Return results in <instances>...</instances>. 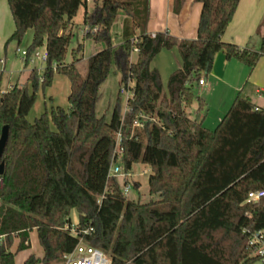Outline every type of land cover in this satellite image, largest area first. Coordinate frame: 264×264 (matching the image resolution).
<instances>
[{
    "label": "trees",
    "instance_id": "trees-1",
    "mask_svg": "<svg viewBox=\"0 0 264 264\" xmlns=\"http://www.w3.org/2000/svg\"><path fill=\"white\" fill-rule=\"evenodd\" d=\"M15 31L5 43L20 45L33 31L27 55L44 47L42 70L32 69L25 84L3 91L0 83V137L9 138L0 176V264H15L19 252L30 248L37 232L43 256L30 255L23 264H64L80 240L101 251L111 264H254L259 258L248 248L252 235L264 230V198L251 202V192L264 191V108L238 95L213 130L189 117L195 87L211 71L215 56L223 53L252 71L264 56V20L258 50L222 40L240 0H196L202 5L197 38L181 40L168 32H147L149 0H7ZM186 0H175L179 14ZM84 9L86 37L104 48L88 59L87 75L77 68L83 44L66 64L74 20ZM124 12L122 42L113 44L112 28ZM177 48L182 66L173 71L164 88L151 63L163 50ZM138 59L131 62L133 51ZM27 66L29 62L23 60ZM115 65L121 84L132 97L122 118L118 103L111 120L96 115L100 86ZM70 82L68 109L52 107L34 122L28 120L39 90L50 88L54 75ZM201 101V100H200ZM202 102V101H201ZM148 143L128 141L138 117ZM141 120V118H138ZM124 141L123 169L135 163L151 168L152 200H128L115 176L97 170L100 141H108L112 162L116 134ZM154 136L172 141V148ZM102 179L105 189L90 184ZM90 181V182H89ZM139 188V185H135ZM79 222L71 233V211ZM90 229L88 234L83 230ZM3 238L1 239V237ZM19 242L14 252V240Z\"/></svg>",
    "mask_w": 264,
    "mask_h": 264
},
{
    "label": "crops",
    "instance_id": "crops-1",
    "mask_svg": "<svg viewBox=\"0 0 264 264\" xmlns=\"http://www.w3.org/2000/svg\"><path fill=\"white\" fill-rule=\"evenodd\" d=\"M174 2L175 0H149L150 14L149 21L147 25V32L149 34H155L159 32H168L170 35L183 40H195L197 38L198 25L200 14L202 10V5L196 0H186L180 13L175 14L174 12ZM94 0H88V11H91L94 8ZM84 15V9H81L78 16L75 18V24L80 26V33L82 35L83 43L85 44V49L89 48L91 55L96 54L104 48L103 44L95 43L93 40L86 37V27L82 24V18ZM118 17L123 20L126 16H123L119 13ZM77 19V20H76ZM264 20V0H240L235 16L228 26L222 40L226 43L235 44L241 48H247L250 50H258L261 44V25ZM118 21L115 25H118ZM114 25V26H115ZM113 26V27H114ZM15 31V23L13 21V17L11 15V11L9 8V4L7 0H0V50L5 49V42L11 37L13 32ZM31 31V30H30ZM122 31L123 25H120V29L118 32L113 33V43L114 45H118L122 42ZM29 32V31H28ZM72 34L74 35V26L72 27ZM84 44H83V52H84ZM96 45V46H95ZM98 47V48H97ZM82 58L77 63V68L79 70L80 65H86L88 67V59ZM135 53L137 50L133 51ZM162 53V52H161ZM160 53V54H161ZM159 54V55H160ZM132 56V55H131ZM158 56V55H157ZM138 59V56H137ZM1 61V60H0ZM4 61V65L1 66V69L4 70L6 68V60ZM131 62L135 63L131 58ZM66 63V60H65ZM215 68L216 73L213 76H217L222 82H226V90L222 97V101L219 108V115L216 119V123L213 125L215 127L205 126V116L199 117V119H194L197 122H202L203 127L213 130L217 127L220 121L223 119L229 108L231 107L234 99L238 95H242L244 98H247L251 101L255 108H264V56L260 59L257 66L250 71L245 65L242 63L231 60L228 61L225 58L223 53H218L215 59ZM181 64L178 65L177 69L181 68ZM157 69V68H155ZM159 71V69H157ZM175 71V70H174ZM218 73L221 76H218ZM64 75L55 74L54 81L56 78L60 79L61 83L66 89L67 95V104L62 106L57 103L58 98L57 95L51 93V88H47L45 91L41 90L40 93H37L36 103L28 115V120L30 122H34L36 118L40 117L44 112H50L52 107L61 106L65 109H68V96L70 94V82L67 83L64 78L60 77ZM0 76V83H1ZM66 77V76H65ZM67 78V77H66ZM207 78V76H206ZM68 79V78H67ZM205 83L204 85H199L201 87H205L208 85V82L203 77ZM53 81V83H54ZM69 81V80H68ZM248 81H252L253 86L256 88L255 94L252 95L249 90H247ZM13 86L10 85L9 88ZM8 88V89H9ZM7 89L3 90L6 91ZM40 94V102H38ZM32 119L30 120V116ZM209 127V128H208ZM74 216V217H73ZM75 218V219H72ZM71 222L72 225H77L79 222V215L76 210L71 211ZM3 236L1 237V239ZM32 239H36L38 241V236L36 230L30 233V243ZM19 239L16 238L14 243L16 246L11 247V251L14 252L13 249L17 247ZM32 247L25 251H21L22 258L20 259V264H23L24 261L32 254L36 257L41 258L43 256V249L38 250L37 253L33 252ZM20 253V252H19ZM18 253V254H19ZM17 254V255H18ZM17 257V256H16ZM15 264L16 259H15Z\"/></svg>",
    "mask_w": 264,
    "mask_h": 264
},
{
    "label": "rangeland",
    "instance_id": "rangeland-1",
    "mask_svg": "<svg viewBox=\"0 0 264 264\" xmlns=\"http://www.w3.org/2000/svg\"><path fill=\"white\" fill-rule=\"evenodd\" d=\"M121 15L125 16L124 12H120ZM77 20V19H76ZM126 18L123 20L121 17L117 18V21L119 22L118 25H115L112 28V34L118 32L120 29V25L124 23ZM80 26L75 24L74 21V35L72 36L71 43L68 48V55L66 57V64H71L73 57H72V51L75 50L79 44L83 43V38L80 33ZM86 32V31H85ZM33 38V31H29L26 33L24 39L20 43V45H17L16 43H11L8 48L5 50H0V60H6V68L4 70L1 69L0 64V76L1 77V88L2 90L8 89L10 85H22L27 82V79L29 77L30 71L32 69H39L42 70L45 66V63L41 59H35L34 63H29L27 66L24 64L23 60L21 59V55L18 52L27 50L32 42ZM8 41V40H7ZM6 41V42H7ZM5 42V43H6ZM0 43H1V37H0ZM114 44V43H113ZM96 46V45H95ZM98 48V47H97ZM40 54L43 55L45 52V48H39L37 50ZM90 49H85L84 44V52H83V59H89ZM222 53V52H221ZM137 53H132V60L135 62L137 61ZM217 56V55H216ZM215 56V59H216ZM82 58V55H81ZM214 59V63H215ZM182 60L178 53L177 48H174L172 50H163L162 53L155 57L153 62L151 63V68H157L159 69L160 75H161V82L164 86V88L167 85L168 78L170 74L177 69L178 65L181 64ZM213 63L212 69L209 73L203 74L202 78L204 77L206 81L208 82V85L205 87H201L199 85H196L195 87V94L196 98L193 101L192 105L187 109V113L190 118L192 119H199L201 116H205V126L209 127H215L213 126L216 123V119L219 115V108L222 101V97L226 90V82H222L220 79H218L217 76H213L214 73H216V68ZM79 72L83 77L87 75V66L80 65L79 66ZM207 76V78H206ZM218 76H221L220 73H218ZM64 78V80L69 83L68 79L65 76H60ZM201 78V79H202ZM60 79L56 78L53 86L51 88V93L57 95L58 98L57 103L59 105L62 104V106L67 104V95L66 89L59 81ZM129 86H133V82L129 83ZM121 89L123 92H121ZM247 90L252 93V95L255 94L256 88L253 86L252 81H248L247 83ZM41 91V90H39ZM40 93V92H38ZM131 92L129 90L124 89V86L121 84V75L117 71L115 65L112 66V69L110 71V74L106 81L100 86L99 90V100L96 104V115L98 117L105 116L108 121L111 120L113 109L115 105L118 103L120 104L122 118H124V115L127 111V100L130 97ZM242 96V95H241ZM243 97V96H242ZM40 94L38 102H40ZM202 102H201V101ZM31 115L29 118L32 119ZM138 118H141L138 119ZM135 122L137 121L139 123V127L135 125V122L132 125L131 130V136L134 134H141L143 137V144L146 145L148 143V136L144 135V122L146 120L154 121L155 117H147L142 116L138 117ZM214 123V124H213ZM208 127V128H209ZM158 139V142L160 145L166 147V148H172V141L164 136H154L149 138V140L152 139ZM98 148H101V156L99 157L98 165L96 167L97 170L103 169L105 172L108 173V177L113 175L114 169L117 165H120L123 167L122 162H109L108 161V141L103 140L100 141V144L98 145ZM152 171L151 168L147 165H144L142 163H135L132 166V169L130 172L124 173L122 175H116V179L120 183L122 189L124 190L127 199L138 201L140 200L143 203H146L153 199V197L149 194V176L151 175ZM91 181V182H90ZM90 184L92 187L97 189L98 191H103L105 189V185L101 178L95 177L94 182L90 180ZM139 185V188H136L135 185ZM74 217V216H73ZM72 219H75L73 218ZM13 246H16L14 243ZM30 246L32 247V251L37 253L38 250L42 251V248L36 239H32V242L30 243ZM15 250L16 248L13 247ZM22 258L21 252L16 257V263L20 264V259ZM254 264H260V262H255Z\"/></svg>",
    "mask_w": 264,
    "mask_h": 264
},
{
    "label": "built area",
    "instance_id": "built-area-1",
    "mask_svg": "<svg viewBox=\"0 0 264 264\" xmlns=\"http://www.w3.org/2000/svg\"><path fill=\"white\" fill-rule=\"evenodd\" d=\"M91 31L93 34H96L98 32L97 27H92V28H86L87 31ZM154 36V34H152ZM18 52L21 55L22 60H27L29 63H34L35 59H41L43 62L47 60V53L46 51L42 54H40L38 51L34 52L31 56L27 55V51H20ZM2 65H4V61H0ZM205 81L202 78L199 81V85H204ZM132 86H129V88H125L126 90L130 91V88ZM121 92L122 89H121ZM131 92V91H130ZM132 97V92L129 98ZM128 98V99H129ZM128 101V100H127ZM135 125L139 127V123L136 121ZM138 141L139 137H137L135 134L129 138L128 141ZM123 135L122 132H118L116 134V142H115V149L113 152V157L112 160L116 162H121L122 157L124 155V146H123ZM124 173V169L122 166L117 165L116 168L114 169V173L112 176L116 175H122ZM111 176V175H110ZM264 198V191H256V192H251L248 195V199L251 202H258ZM71 233L75 234V225H72L70 229ZM90 229H85L83 230L82 233L88 234ZM248 248L253 252L254 256H257L259 258L260 264H264V230L257 231L255 232L252 237L248 241ZM64 264H111V261L109 257L101 250L85 243L83 239L80 240L79 244L77 247L74 249L73 252L64 255L63 257Z\"/></svg>",
    "mask_w": 264,
    "mask_h": 264
},
{
    "label": "water",
    "instance_id": "water-1",
    "mask_svg": "<svg viewBox=\"0 0 264 264\" xmlns=\"http://www.w3.org/2000/svg\"><path fill=\"white\" fill-rule=\"evenodd\" d=\"M9 138V127L5 126L0 137V176L5 173V162L2 160L3 153Z\"/></svg>",
    "mask_w": 264,
    "mask_h": 264
}]
</instances>
